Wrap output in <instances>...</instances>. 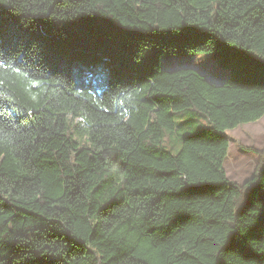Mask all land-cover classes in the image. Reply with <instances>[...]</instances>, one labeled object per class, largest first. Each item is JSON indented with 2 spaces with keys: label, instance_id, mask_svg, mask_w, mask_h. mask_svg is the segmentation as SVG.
<instances>
[{
  "label": "trees",
  "instance_id": "1",
  "mask_svg": "<svg viewBox=\"0 0 264 264\" xmlns=\"http://www.w3.org/2000/svg\"><path fill=\"white\" fill-rule=\"evenodd\" d=\"M263 116L264 0H0V264H264V147L224 169Z\"/></svg>",
  "mask_w": 264,
  "mask_h": 264
},
{
  "label": "rangeland",
  "instance_id": "2",
  "mask_svg": "<svg viewBox=\"0 0 264 264\" xmlns=\"http://www.w3.org/2000/svg\"><path fill=\"white\" fill-rule=\"evenodd\" d=\"M161 66L167 70L191 67L213 83H221L230 74V69L218 64L209 53L164 56ZM174 119L177 128L174 131H165L163 138L165 148L174 154L180 151L182 137L198 133L210 126L208 120L198 116L197 111L192 108L176 114ZM226 135L229 138V150L224 169L231 181L241 185L253 175L259 159L258 153L245 148L261 150L264 147V116L255 122L228 130Z\"/></svg>",
  "mask_w": 264,
  "mask_h": 264
}]
</instances>
